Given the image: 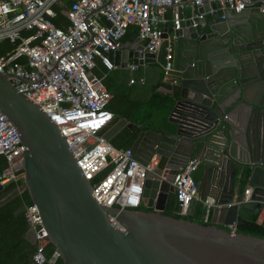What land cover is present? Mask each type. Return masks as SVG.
<instances>
[{
	"label": "water",
	"instance_id": "1",
	"mask_svg": "<svg viewBox=\"0 0 264 264\" xmlns=\"http://www.w3.org/2000/svg\"><path fill=\"white\" fill-rule=\"evenodd\" d=\"M162 30L173 42L168 73L180 90L168 122L140 130L129 148L142 164L159 157L144 181L143 207L99 204L56 124L15 89L14 74L0 72V112L25 147L24 187L62 264H264V237L230 231L239 209L257 213L264 204V12L203 1L177 7ZM109 56L121 67L155 60L139 37ZM125 124L111 125L105 138ZM193 157L202 171L200 199L214 205L208 224L165 213L172 201L178 212L172 182ZM242 184L250 196L237 204ZM27 237L35 243L32 232Z\"/></svg>",
	"mask_w": 264,
	"mask_h": 264
},
{
	"label": "built area",
	"instance_id": "2",
	"mask_svg": "<svg viewBox=\"0 0 264 264\" xmlns=\"http://www.w3.org/2000/svg\"><path fill=\"white\" fill-rule=\"evenodd\" d=\"M58 1L0 0V42L16 43L0 55V72L14 74L11 84L15 89L38 105L65 136L82 174L92 182L94 199L108 207L137 209L142 203L144 181L154 171L158 159L153 155L142 164L129 148L115 147L105 138L114 115L107 108L110 92L101 78L93 74L97 60L111 70L114 64L109 53L121 47L127 29L135 26L146 52L155 55L163 52V68L167 73L174 64L173 42L163 37L160 25L165 21L167 7L176 11L179 6H199L207 1L216 3L219 9L239 12L254 0H71L64 27L53 22ZM259 1L264 12V0ZM19 59L23 62L16 61ZM130 67L135 69L136 65ZM24 149L17 130L0 112V155L7 161L0 174L1 184L23 178ZM199 163L198 158H191L174 176L172 184L179 214H187L190 203L201 200L193 177ZM105 169L104 176L94 181ZM249 196L247 188L237 204L247 201ZM210 205L205 202V215ZM24 215L27 234L33 233L37 247L32 264H52L58 255L55 251L50 256L44 253L50 242L37 206L26 205ZM235 225L236 222L230 225V231L235 230Z\"/></svg>",
	"mask_w": 264,
	"mask_h": 264
},
{
	"label": "crops",
	"instance_id": "3",
	"mask_svg": "<svg viewBox=\"0 0 264 264\" xmlns=\"http://www.w3.org/2000/svg\"><path fill=\"white\" fill-rule=\"evenodd\" d=\"M256 6H260L259 0H254L253 4L249 7ZM165 12L167 13V19H164L165 21H168L170 25L173 20V15L176 11L173 7H167ZM207 15H209V13H207ZM101 21L106 24L103 19ZM165 21L160 23L161 27L164 26ZM66 24L64 23L63 25L65 26ZM136 32L137 28L135 26H130L121 39L122 44L134 42L138 38ZM0 44H2V41L0 42ZM7 52L6 50H3L2 47H0V55H3ZM154 59V62L148 61L142 64H137L135 69H131L130 65H128L127 67L114 65L111 70H107L106 68H104V66L97 60V64L95 69L93 70V74L98 78H101L102 83L110 92L111 98L112 95H115L112 100L110 98L111 107L113 109L109 110L111 112L119 111L127 116V118L121 117L117 120L113 119L112 123L110 124L111 126L120 119H125L126 121V124L109 140L110 143L115 147L125 148L127 143L123 141L120 136L125 131L124 129L132 124L131 119L139 120L140 125L136 124V127L140 130H156L153 129V127H156V125L162 121V118L166 116L169 117L170 115L168 110L169 108L164 105L160 96L164 94L170 96L175 92V100L178 97L180 87L177 83H175L176 77L170 76V74L168 72L166 73L163 68V52L161 51L159 54L155 55ZM131 79H133V82H130ZM144 125H149V127H146ZM156 159H158L157 161L159 162L158 156ZM193 177L196 182H198L202 177V171L199 166L194 172ZM247 188L249 187L245 184H242L238 190H235L233 202L240 201L243 197L244 190ZM211 199L212 198L208 196V202H205L211 204ZM197 201L202 204V208L204 210L205 202L201 200ZM197 201L194 200L191 203L190 209L188 210L189 213L193 212L194 206ZM213 208L214 205L211 204L208 213L205 215L202 212L199 217L203 221L210 223L214 214ZM248 214H255L256 222L264 226V204L257 213L247 209H239L237 219L240 216H247ZM57 258L52 260V264L56 263Z\"/></svg>",
	"mask_w": 264,
	"mask_h": 264
},
{
	"label": "trees",
	"instance_id": "4",
	"mask_svg": "<svg viewBox=\"0 0 264 264\" xmlns=\"http://www.w3.org/2000/svg\"><path fill=\"white\" fill-rule=\"evenodd\" d=\"M70 2L71 0H59L54 5L56 17L53 19V22L57 27H62L64 26V23H67L66 13ZM15 45V42L4 40L2 41V44H0V47H2L3 50H6L7 52L14 48ZM16 61L22 62V59ZM114 96L115 95H112V98ZM174 96L175 92L170 96L166 94L160 96L164 105L169 108V113L171 112V109L175 103ZM111 100L107 105L108 109H113L111 107ZM112 112L115 120L121 117L127 118L125 114L119 111ZM131 121L132 124L124 129L125 131L120 136L121 139L127 143L125 148H129L131 146L140 130L136 127V124L140 125L139 120L131 119ZM167 122L168 116L162 118V121L159 122L156 127H153V129L158 130ZM144 126L149 127V125ZM6 166L7 161L5 157L0 155V174L6 168ZM106 171L107 169L99 173L95 177L94 181L104 176ZM30 203L31 200L26 188L24 187L23 179H20L16 182L10 181L3 184V188L0 191V264H27L31 261V257L37 249L36 244L32 243L27 237L28 225L24 215V208ZM141 207H143V205H141ZM202 212V204L198 201L194 206L193 212H188L185 215L173 212V201L169 203L165 210L166 214H170L176 218L190 219L201 224H208L199 217ZM235 226V231L237 232L264 237V226L256 222L255 214L240 216L237 219ZM53 251L54 246L51 243H48L44 249L45 255L50 256ZM55 264H62V260L58 257Z\"/></svg>",
	"mask_w": 264,
	"mask_h": 264
}]
</instances>
